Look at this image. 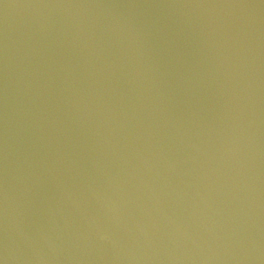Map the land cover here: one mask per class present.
<instances>
[{
    "label": "water",
    "instance_id": "obj_1",
    "mask_svg": "<svg viewBox=\"0 0 264 264\" xmlns=\"http://www.w3.org/2000/svg\"><path fill=\"white\" fill-rule=\"evenodd\" d=\"M0 264H264V0H0Z\"/></svg>",
    "mask_w": 264,
    "mask_h": 264
}]
</instances>
